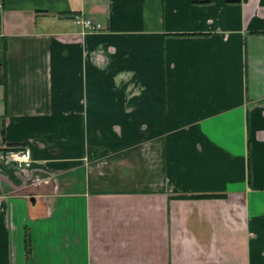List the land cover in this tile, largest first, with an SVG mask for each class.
Segmentation results:
<instances>
[{"label":"crops","instance_id":"1","mask_svg":"<svg viewBox=\"0 0 264 264\" xmlns=\"http://www.w3.org/2000/svg\"><path fill=\"white\" fill-rule=\"evenodd\" d=\"M3 147L0 264H264V0H0Z\"/></svg>","mask_w":264,"mask_h":264},{"label":"built area","instance_id":"2","mask_svg":"<svg viewBox=\"0 0 264 264\" xmlns=\"http://www.w3.org/2000/svg\"><path fill=\"white\" fill-rule=\"evenodd\" d=\"M72 19L74 24L81 28L82 33L99 32L103 29L100 24L80 15H74ZM0 161L17 170H26L32 165L31 152L27 148L8 149L3 147L0 149Z\"/></svg>","mask_w":264,"mask_h":264},{"label":"trees","instance_id":"3","mask_svg":"<svg viewBox=\"0 0 264 264\" xmlns=\"http://www.w3.org/2000/svg\"><path fill=\"white\" fill-rule=\"evenodd\" d=\"M198 198H213V197H198ZM24 250H25L26 263L33 264V261L31 259L30 237L26 232H25V237H24Z\"/></svg>","mask_w":264,"mask_h":264}]
</instances>
